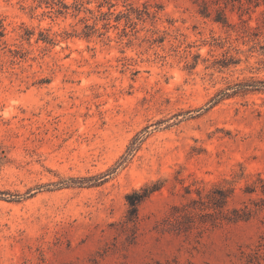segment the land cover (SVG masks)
<instances>
[{
  "label": "rangeland",
  "instance_id": "1",
  "mask_svg": "<svg viewBox=\"0 0 264 264\" xmlns=\"http://www.w3.org/2000/svg\"><path fill=\"white\" fill-rule=\"evenodd\" d=\"M263 188L264 0H0V264H264Z\"/></svg>",
  "mask_w": 264,
  "mask_h": 264
},
{
  "label": "trees",
  "instance_id": "2",
  "mask_svg": "<svg viewBox=\"0 0 264 264\" xmlns=\"http://www.w3.org/2000/svg\"><path fill=\"white\" fill-rule=\"evenodd\" d=\"M201 13L205 16H209V14H210L206 1L203 2V9L201 10ZM215 19H216V21H219L223 24L228 23V20L225 17L222 10H217V16ZM226 95H228V92L223 91L213 101L218 102L220 99H222ZM138 143H140V142H138L136 139L134 141V143L132 144V146L129 147L128 155L132 154L133 151H135L138 148ZM157 188H158V186H155L152 188H145L143 191H135L128 196L129 209H128L127 218H128L129 222H135L139 218V206H140V204ZM219 191L221 193V196L219 198H217V201L214 202V205H215L214 207L222 208L227 203L229 193H231V192H229L228 190H219ZM262 191L264 193V188ZM232 212H233V217H228L225 215H223V217L230 219V220H238V219H247L251 215L250 209L234 208L232 210ZM184 216L186 218L191 217V215H189V212L186 213Z\"/></svg>",
  "mask_w": 264,
  "mask_h": 264
}]
</instances>
